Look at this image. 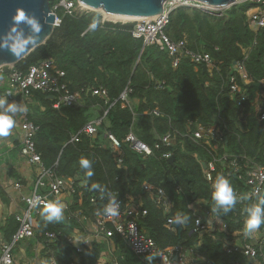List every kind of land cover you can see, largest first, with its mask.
<instances>
[{"label":"trees","instance_id":"obj_1","mask_svg":"<svg viewBox=\"0 0 264 264\" xmlns=\"http://www.w3.org/2000/svg\"><path fill=\"white\" fill-rule=\"evenodd\" d=\"M52 4L53 0H49L50 8ZM250 8L242 3L216 16L191 8H178L170 14L164 33L174 42L185 39L186 48L192 53L210 55L215 64L211 74L203 73L202 66L188 58L172 68L166 52L143 47L142 40L132 38L134 24L102 22V16L94 12L73 16L58 12L61 24L54 28L46 44L14 67L2 68L8 76L12 70L25 71L52 58L65 73L64 81L70 91L81 95L77 105L54 109L49 96L34 93L32 100L39 107L29 106L26 115L38 128L35 150L44 168L73 182L72 212L80 209L86 215H94L102 210L106 197L114 195L124 201L132 198L147 211L139 220V228L153 239L158 250L181 246L209 264H255V260L241 253H227L222 244L224 239L232 240L230 233L241 229L240 213L252 205L246 197L244 182L228 163L247 158L251 166H264V121L259 119L264 112V101L255 102L256 95L262 91L260 81L264 79V29L255 31L250 27L247 17ZM93 21L97 23L95 30L89 28ZM235 63H243L251 80L249 84L245 85L234 72ZM233 75L245 102L228 93L229 78ZM158 82L163 86L156 87ZM127 87L131 90L130 106L122 108L116 100ZM97 89L105 90L107 97L92 96V91ZM154 110L161 116L154 117ZM94 117L102 118L96 135H81L78 142H71ZM200 123L227 140L218 152V157L224 160L218 169L223 171L234 192H239L241 201L237 199L227 214L215 204L214 188L203 176L202 163L207 162L208 154L193 138ZM130 130L152 149V155H138L129 149L123 141ZM171 131L176 132L174 144L154 149L159 138ZM106 134L122 142L121 167L117 166V155ZM165 154L175 158L176 166L163 157ZM81 159L90 162L92 176L86 175L88 170L81 167ZM146 185L151 189L147 191ZM158 190L172 204L168 215L156 204ZM90 199L95 203L91 204ZM192 205H198V215L203 218L205 212L222 218L229 235L204 234L200 241L192 233L194 216L188 208ZM41 211L36 216L35 236L47 263L53 258L56 264H75L74 249L67 238L75 227L71 213H63V219L49 222ZM178 214L188 217L180 236L166 227L167 219ZM18 225L15 216L6 219L1 229L5 242H10ZM47 233L55 234V239L49 241L45 237ZM109 241L118 245L120 264H160L155 257L136 256L125 240L116 235ZM102 243L98 240L91 249H84L86 256L83 255L82 264H97Z\"/></svg>","mask_w":264,"mask_h":264},{"label":"built area","instance_id":"obj_2","mask_svg":"<svg viewBox=\"0 0 264 264\" xmlns=\"http://www.w3.org/2000/svg\"><path fill=\"white\" fill-rule=\"evenodd\" d=\"M248 4L251 6L247 12L248 23L250 27L257 31L264 29V0H238L236 4ZM235 4V5H236ZM178 8H191L199 10L205 14L216 16L226 10H215L207 4H203L194 0H166L163 4V11L161 14L152 17L136 20L133 22L134 27L131 31V36L134 39L142 40L143 47H155L159 51L166 52L171 59L172 68H177L183 58L190 59L194 64L205 66L207 73H212L215 68L212 58L208 54L192 53L186 48V40L178 42L172 41L165 33L164 29L169 23L170 14ZM51 12L55 15V27L61 24V19L58 17V12L63 15L73 16L81 12H90L80 4L78 0H53ZM102 22H107L102 19ZM234 72L239 75L240 79L245 85L251 82L247 76L243 63L234 64ZM2 70V69H1ZM65 73L56 67L52 58L46 59L37 65L29 66L25 71L12 70L8 75V89L6 96L10 97L12 91H17L22 98H30L34 93H40L53 97V108L59 109L61 106L73 107L80 101L81 95L79 92L70 91L66 82L64 81ZM163 83H156V87L160 88ZM262 91L256 95L255 102L260 100L264 101V79L260 81ZM131 90L127 87L119 95L116 100L121 103V107H129L128 95ZM228 93L232 97L240 98L241 102H245L246 98L238 85L236 76H231L228 83ZM92 96L106 98L107 93L103 89L92 91ZM1 111V108H0ZM106 115V113H105ZM154 117H159L161 114L154 110L152 111ZM260 121H264V112L259 116ZM102 118L92 120L87 123L77 134L71 139V142H78L81 135L94 136L97 133V128L100 125ZM38 128L27 119L25 115L21 123V148L20 154L30 164L35 165L39 169V174L36 177L33 191L23 198L25 210L21 216H16L18 229L12 236L10 242H1L0 245V264H14L13 251L16 246L25 240L31 239L35 236L36 219L39 211L44 207L45 203L56 202L58 197L62 194L63 190H68L69 194H74L72 188L73 182L66 179L57 177L52 169L44 168L40 155L35 150L34 137ZM175 131L168 132L159 138L158 142L154 145V149H159L160 146L170 147L175 142ZM110 147L117 155V166H122L121 158V145L119 141L112 134H106ZM194 141L199 143L201 147L208 154V160L203 170V176L206 183L214 188V183L219 176H224L223 171L218 169V165H222L224 160L218 157V152L225 142L221 136L211 128L198 125L193 133ZM129 149L134 153L142 156L152 155V149L140 142L130 132L126 135L124 141ZM164 158L169 159L170 154H165ZM228 166L237 178L244 182L247 188L246 197L252 202V205L258 202L260 197H264V166H251V162L247 158L233 159L228 163ZM228 176V174H227ZM16 188H19L16 186ZM145 189L148 191L150 186L146 185ZM236 199L240 201V194L238 191L234 192ZM158 198L156 204L162 206L165 214H169L172 209V204L165 198L162 190L157 191ZM111 197H106V203L101 211L96 212L94 215L84 214L80 209L76 212L78 217L85 215L92 219L94 238L98 240L109 241L114 235L125 240L126 246L129 250L138 257L151 258L155 257L159 260L160 264H209L202 258L192 255V251L184 249L181 246L166 247L163 250H158L156 243L142 232L139 228V220L147 215V211L141 207L136 200L129 198L127 201L116 199L119 205L117 216H108L104 213V208L111 201ZM90 203L94 204L95 200L90 199ZM194 216V226L192 233L197 234L199 240L204 234H212L214 232L226 233L227 226L222 218L205 212V217L199 216V210L195 209L194 205L188 207ZM73 212L71 213V218ZM242 227L230 233L232 240H222L223 249L227 253L238 252L245 257L255 260V264H261L264 261V225L252 233L246 234L244 230V222L246 219V212L240 213ZM176 216L169 217L166 221V227L176 233L172 227L175 224ZM179 224L182 228V224ZM229 235L228 233H226ZM55 234L47 233L45 237L52 241L55 239ZM68 241L72 242L71 235H68ZM200 243V242H199ZM261 261V262H260ZM118 264L117 262H115ZM48 264H56L55 260L51 258Z\"/></svg>","mask_w":264,"mask_h":264},{"label":"crops","instance_id":"obj_3","mask_svg":"<svg viewBox=\"0 0 264 264\" xmlns=\"http://www.w3.org/2000/svg\"><path fill=\"white\" fill-rule=\"evenodd\" d=\"M8 91V76L0 70V98L6 97L4 107L15 103L26 109V111L21 112L18 108L16 113L10 114L15 120V125L7 137H0V245L1 242H5L1 229L6 219L10 216L22 215L25 210L23 198L33 191L36 177L39 174V169L20 154L22 120L27 115L29 106L39 107V104L32 100V96L27 99L22 98L17 91H12L11 96L8 97L6 96ZM57 201L62 205L63 213H72L70 208L73 203V196L69 194L68 190L64 189ZM72 216L75 227L69 235L72 237L71 246L75 253L74 262L75 264H82L83 257L86 256L84 249H91L92 243L98 239L94 238L92 219L85 215L78 217L76 212H73ZM33 217L36 219L35 216ZM100 241L103 242L104 246H102V253L97 264H116L115 262L120 264L119 259L122 258L118 254V245L112 241L101 239ZM42 250L43 247L36 236L22 241L13 251L14 264H48L47 258L42 255Z\"/></svg>","mask_w":264,"mask_h":264},{"label":"water","instance_id":"obj_4","mask_svg":"<svg viewBox=\"0 0 264 264\" xmlns=\"http://www.w3.org/2000/svg\"><path fill=\"white\" fill-rule=\"evenodd\" d=\"M80 4L89 7L90 12L98 13L102 11L108 15L123 16L134 20L152 18L162 13L163 4L166 0H78ZM207 4L212 9L223 10L235 5L238 0H194ZM17 9H23L27 15L35 17L40 24V32L33 33L29 26L21 24L20 29L25 36H35V43L30 44L27 50L20 57L14 56L8 49L0 48V70L2 68H12L18 62L25 59L34 50L46 44L55 28V15L49 7V0H0V38H4L12 26V18ZM102 16V15H101ZM103 17V16H102ZM104 21L105 19L102 18ZM110 22V21H107ZM113 23V22H112ZM125 24V23H121ZM202 72L207 73L206 67L202 66ZM205 89V86H202ZM53 101V97H48ZM203 126L204 124H201ZM226 143V138H225ZM168 161L175 165V158L171 156ZM202 169L205 164L202 163ZM172 227L180 236L182 228L179 224H173Z\"/></svg>","mask_w":264,"mask_h":264},{"label":"clouds","instance_id":"obj_5","mask_svg":"<svg viewBox=\"0 0 264 264\" xmlns=\"http://www.w3.org/2000/svg\"><path fill=\"white\" fill-rule=\"evenodd\" d=\"M21 24L30 27L33 33L38 34L41 30L39 22L35 17L27 15L23 9H17L16 14L12 18V26L9 32L6 33L4 38H0V48L8 49L14 56L20 57L24 53L30 44L35 43V36H25L22 29L19 28ZM89 28L95 30L97 23L93 21ZM6 97L0 98V137H7L10 130L15 125V120L10 114L17 112L18 108L21 112L26 111L22 106H18L15 103L8 104L5 108ZM81 167L87 169V176H92L90 162L87 159H81ZM97 187V185H93ZM214 191L212 193V199L214 200L217 207H222L225 214H227L236 204L237 199L234 194V190L230 185L227 178L224 176H217L214 183ZM119 205L116 202L115 196L113 195L111 201L104 208V213L108 216H117ZM215 211V209H213ZM246 219L244 222V230L246 234H252L258 231L262 225H264V197H260L258 202L248 206L245 209ZM41 215L45 220L51 222L53 220L63 219V207L56 202H48L44 204ZM176 223L184 224L187 222L188 217L185 215L181 217L179 214L174 218Z\"/></svg>","mask_w":264,"mask_h":264},{"label":"bare ground","instance_id":"obj_6","mask_svg":"<svg viewBox=\"0 0 264 264\" xmlns=\"http://www.w3.org/2000/svg\"><path fill=\"white\" fill-rule=\"evenodd\" d=\"M83 6H84V8L89 10L88 6H86V5H83ZM100 13L102 14V16L105 19V21L108 20V21H111L113 23H117V22L127 23V22H131L132 21L131 19L123 17V16L108 15V14L103 13L102 11H100ZM134 21H136V20H134Z\"/></svg>","mask_w":264,"mask_h":264},{"label":"rangeland","instance_id":"obj_7","mask_svg":"<svg viewBox=\"0 0 264 264\" xmlns=\"http://www.w3.org/2000/svg\"><path fill=\"white\" fill-rule=\"evenodd\" d=\"M98 14L102 15L100 12H98ZM102 18H103V17H102ZM107 21H108V20H107ZM110 22H111V21H110ZM118 23H121V22H118ZM127 23H131V24H133V22H127ZM125 24H126V23H125ZM95 119H98V118H97V117H94L93 120H95ZM196 207L198 208V205L195 206V209H197Z\"/></svg>","mask_w":264,"mask_h":264}]
</instances>
